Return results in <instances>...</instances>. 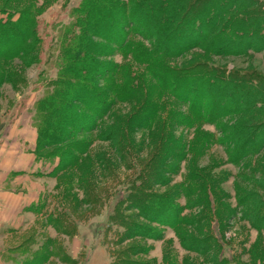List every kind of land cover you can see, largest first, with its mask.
Segmentation results:
<instances>
[{"label": "trees", "instance_id": "1", "mask_svg": "<svg viewBox=\"0 0 264 264\" xmlns=\"http://www.w3.org/2000/svg\"><path fill=\"white\" fill-rule=\"evenodd\" d=\"M0 13L5 15L0 17V59L30 56L32 61L39 57L38 46L42 39L37 29V2L20 8L5 5L0 7ZM72 14L74 20L59 30L57 76L49 82L47 92L35 101L32 109L31 123L38 134L34 153L40 161H51L54 169L48 175L56 176L67 163H72L76 157L72 154L73 148L65 145L67 140L84 129L95 128L112 102L139 103L130 118L141 128H150L159 117L165 116L169 119V127L172 122L177 126L179 121L190 131L213 124L217 127V135L209 134L207 146L210 143L222 145L234 163H241L264 145L262 72L229 69L210 60L193 62L183 68L173 65L175 57L190 48H201L212 55H240L250 50L264 54V1L80 0L73 7ZM140 16H143L142 23L139 22ZM118 17L123 22L118 21ZM104 37V44L96 41ZM111 45L118 49H131V57L139 67L130 71L126 66L111 69L105 65L96 54L101 55ZM109 73L110 78L107 76ZM104 74L110 79L106 88L99 80ZM2 81L14 84L13 73L0 71ZM178 103L185 106V113L173 109ZM229 116L235 117L230 123L224 120ZM119 123L109 130L106 138L112 139L113 131L121 135L129 126L127 122L126 125ZM162 124L167 132L165 139L168 138L173 145H159V152L152 158V173L143 171L140 178L144 183L131 185L129 203L130 207H138L144 212L149 208L152 219H160L175 227L185 220L182 209L173 203L169 193L159 194L153 191V187L160 184L169 162L185 158L187 151L186 146L171 135L168 125L166 127L167 121L163 120ZM4 125L0 121V130ZM122 138L118 136L114 141L121 139L119 141L123 144ZM252 168L254 172L263 170L261 166ZM180 170V167H175L171 172ZM200 176L199 173L191 179ZM196 188L202 193L199 195V191L194 189L196 195L192 197L200 207L192 222L198 236L188 235V238L198 246L194 249L196 252L217 255L221 241H215L209 220V215L217 216L216 210L209 212L215 187L205 177ZM190 190H184L186 197ZM88 195L84 204L93 206L95 202ZM93 197L97 202V196ZM46 202L43 194L38 203L28 208L42 214ZM63 206L60 213L49 214L44 220L61 235L73 238L75 234L69 227L76 217L68 213L65 204ZM251 214V224L264 232L262 196L257 199ZM126 224L125 235L128 237L132 236L130 231L134 226L139 228L129 220ZM35 238L40 239L36 243L37 248L33 247ZM27 241L32 250L24 248L22 252L27 249V258L22 264H47L48 259L64 252V247H53L54 240L45 239L42 234L33 235ZM63 259L67 260L65 253ZM234 259L232 254L230 258L224 256L214 264H237ZM111 264L143 263L131 261L126 252H116Z\"/></svg>", "mask_w": 264, "mask_h": 264}, {"label": "rangeland", "instance_id": "2", "mask_svg": "<svg viewBox=\"0 0 264 264\" xmlns=\"http://www.w3.org/2000/svg\"><path fill=\"white\" fill-rule=\"evenodd\" d=\"M34 2H37L39 10L36 21L42 39L38 46L39 57L32 61L29 60L30 56L0 59V71H11L16 85L0 82V121L5 123L1 132L11 122L26 120L31 123L35 101L44 96L46 86H50L49 82L58 73L59 30L74 20L72 10L80 0H0V7L7 5L20 8ZM4 16L0 13V17ZM140 17L139 22L142 23L143 16ZM118 21L123 22L119 17ZM106 38L109 39V35ZM106 38H97L96 41L104 44ZM104 50V53L96 56L111 69L126 66L130 71H135L139 67L131 57V49H118L111 45ZM203 60L213 61L229 69H256L264 74V54L256 50L240 55H212L201 48H190L176 56L173 65L183 68ZM111 73L107 75L109 78ZM107 76L104 74L99 78L105 88L110 80ZM197 103L199 106L200 102ZM138 104L135 101L112 102L109 111L95 128H87L71 136L65 145L73 148L72 154L76 158L72 163H67L58 175H48L54 166L48 159L47 162L43 161L42 167L34 174L44 177L42 180L34 177L33 182L37 189L42 188L45 192L46 206L42 214L33 212L26 232L11 235L4 241L6 250L15 246L18 250L25 242L31 245L28 238L42 234L45 239L54 240L53 247H64V252L48 259L47 264H111L116 252H126L131 261L143 264H214L224 256L230 258L232 254L237 264H264V232L255 229L250 221L257 199L262 196L264 200V145L256 154L245 157L239 164L234 163L222 145L210 143L207 146L209 134L217 135V127L213 124H205L201 130L190 131L179 121L177 126H173L172 122L169 127V119L162 116L152 127L141 128L133 124L130 118ZM173 109L181 114L186 111L181 103ZM234 119L230 116L224 118L229 123ZM163 120L167 121L166 127L168 125L171 135L185 145L187 151L185 158L169 162L160 184L153 187V191L159 194L169 193L173 203L182 209L185 220L175 227L160 219H152L149 208L144 212L138 207H130L129 203L131 185L135 182L136 186L144 183L140 178L143 171L152 173V158L159 152V145H173L168 142V138L165 139L164 134L167 132ZM119 122H127L129 126L125 127L121 135L113 131L112 139L106 138L116 123L121 124ZM32 131L30 148L34 153L38 134L35 127ZM118 136H123V144L119 141L121 139L114 141ZM21 145L23 147L24 143ZM253 166H261L263 170L254 172ZM175 167L181 170L171 172ZM199 173L201 176L195 178L196 182L191 179ZM205 177L215 187L209 212L214 209L217 216L209 215V220L215 241H221L217 255L213 252L208 255L196 252L194 249L198 246L188 238V235L198 236L192 222L200 207H197L192 197L196 195L195 190L199 191L196 187ZM188 188L190 193L186 197L183 192ZM87 195L95 202L93 206L84 204ZM93 196H97V202ZM61 203L65 204L71 216L77 218L69 227L75 234L73 238L61 235L44 220L49 214L60 213L64 207ZM128 220L139 225V228L134 226L129 237L125 235ZM36 239L34 248L40 241ZM64 253L66 261L63 259ZM8 256L19 262L13 253Z\"/></svg>", "mask_w": 264, "mask_h": 264}, {"label": "crops", "instance_id": "3", "mask_svg": "<svg viewBox=\"0 0 264 264\" xmlns=\"http://www.w3.org/2000/svg\"><path fill=\"white\" fill-rule=\"evenodd\" d=\"M32 129L30 121L19 120L0 131V264H22L27 258V249L25 254L22 250L27 247L32 250L26 242L18 250L16 246L7 250L4 247V241L11 235L26 232L33 216V210L28 207L38 203L45 194L33 182L34 177L42 180L44 176L34 174L43 161H38L30 148ZM11 253L19 262L8 256Z\"/></svg>", "mask_w": 264, "mask_h": 264}]
</instances>
